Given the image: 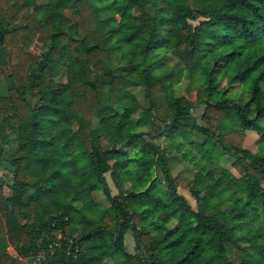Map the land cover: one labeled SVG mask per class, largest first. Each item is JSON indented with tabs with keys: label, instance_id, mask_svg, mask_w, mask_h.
Masks as SVG:
<instances>
[{
	"label": "trees",
	"instance_id": "1",
	"mask_svg": "<svg viewBox=\"0 0 264 264\" xmlns=\"http://www.w3.org/2000/svg\"><path fill=\"white\" fill-rule=\"evenodd\" d=\"M31 1L0 0V135L13 144L0 264L18 263L7 247L30 259L43 250L38 264H264V154L241 146L249 129L264 150V0ZM32 34L36 53L25 48ZM185 76L217 132L172 93ZM172 150L190 179L171 174Z\"/></svg>",
	"mask_w": 264,
	"mask_h": 264
},
{
	"label": "rangeland",
	"instance_id": "2",
	"mask_svg": "<svg viewBox=\"0 0 264 264\" xmlns=\"http://www.w3.org/2000/svg\"><path fill=\"white\" fill-rule=\"evenodd\" d=\"M37 2H42L43 0H36ZM29 5L32 4L31 0H28ZM31 6V5H30ZM39 42L36 39L35 34H32L30 37V40L28 42V44L25 45V48L33 53L38 52L39 50ZM117 64H123V61H115L113 63V67L116 66ZM55 79L57 80H63L64 79V73L60 72V74H58ZM221 84H224L223 81L221 82ZM233 86V85H232ZM172 93L175 94H181L184 95L187 99H189L190 101L193 102L191 108H190V113H191V118L198 124L201 125H205L207 127H209V129H211L213 132H217V127L214 124V120L211 119L209 121L204 120V118L201 116V113L203 111V107L204 104L201 102H195L194 101V89L195 86L194 84H192L191 82L188 81L187 77H183L179 82L177 83H173L172 84ZM131 92L135 95L139 105L142 106H146L149 102V99L144 96L143 94V88L142 86H135V87H131L130 88ZM233 92H235L237 95L240 92L239 87H234ZM6 93V85H5V80L3 77H0V95ZM152 101L154 108V113L157 114V116H159L161 118V116L164 114L165 109L162 108L163 107V96L162 93H158L156 94V96H153L150 98ZM156 105H158V107H156ZM74 126V125H73ZM161 126V122L159 120H156L153 127L154 130L158 129ZM151 131L150 134H153L155 131ZM11 135L9 134H1L0 135V150H1V156L2 158L4 157V159L1 160L0 162V185L2 188V191L5 195L9 194V188L7 186V182H9L11 180L12 177V169L6 165L5 162V156L8 157L9 155V150L12 148L13 144L12 141L9 142ZM257 135L253 130H249V129H245L242 139H241V146L248 148L249 150L253 151V152H259L261 154H264V150H258L256 143H255V139H256ZM193 139H197L196 136L192 137ZM158 140V142H160L162 145H165L167 141H161V139H156ZM104 139H100V143H104ZM9 144H10V148H9ZM170 162H169V170L171 172V174H176V173H180L182 174L185 178L190 179L192 177L193 174V168L191 167V164L188 163L187 161L179 158V154L175 152V150H172L170 153ZM117 159H119L117 157ZM232 159V156H230L229 154H224L223 157L220 160V163L225 166L226 168H228L231 172H233L234 174H236V172L234 171V169L230 166V161ZM60 169L66 173L67 168L65 166H60ZM106 179H107V184L109 186V189L112 193H114L116 191L114 184L112 183V181L110 180L108 173H105ZM127 185V183H125ZM264 185V182L262 183ZM177 191L182 194L187 200L188 202L191 204L192 207H195V201L194 198L190 195L189 191H188V187L186 186H181V185H177ZM92 197L95 201L100 202L102 204H106V200L104 199L102 193L100 190L95 189L92 191ZM216 199H211L210 204L212 202H214ZM39 213V211L37 212ZM259 218L261 221L264 222V211L263 208H260L259 210ZM124 244L125 247L128 251H133V238H132V233L130 231L125 232L124 234ZM51 251L50 248H48ZM7 251L12 254L13 257H15L17 259L16 264H38L39 260L41 257H43L44 252L43 250H40L37 254V256H35L34 258H24L22 256L16 255L13 251L12 248L7 247ZM113 260L111 258H106L103 261V264H112Z\"/></svg>",
	"mask_w": 264,
	"mask_h": 264
},
{
	"label": "built area",
	"instance_id": "3",
	"mask_svg": "<svg viewBox=\"0 0 264 264\" xmlns=\"http://www.w3.org/2000/svg\"><path fill=\"white\" fill-rule=\"evenodd\" d=\"M60 242L58 240H54V241H51L47 244L48 248L52 249L54 248L55 246H59ZM70 244H71V239L68 238L67 239V244H66V252H68L69 248H70ZM73 249L76 250V247L73 246Z\"/></svg>",
	"mask_w": 264,
	"mask_h": 264
}]
</instances>
